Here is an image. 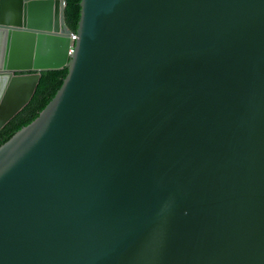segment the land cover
I'll return each mask as SVG.
<instances>
[{"label":"water","instance_id":"1","mask_svg":"<svg viewBox=\"0 0 264 264\" xmlns=\"http://www.w3.org/2000/svg\"><path fill=\"white\" fill-rule=\"evenodd\" d=\"M65 6L0 0V129L67 68L0 145V264H264V0H81L70 52Z\"/></svg>","mask_w":264,"mask_h":264},{"label":"trees","instance_id":"2","mask_svg":"<svg viewBox=\"0 0 264 264\" xmlns=\"http://www.w3.org/2000/svg\"><path fill=\"white\" fill-rule=\"evenodd\" d=\"M64 20L67 28L76 33L80 18V1L65 0ZM67 73V68L42 70L35 91L29 102L22 107L7 123L0 129V145L15 131L35 119L47 103L55 95Z\"/></svg>","mask_w":264,"mask_h":264},{"label":"bare ground","instance_id":"3","mask_svg":"<svg viewBox=\"0 0 264 264\" xmlns=\"http://www.w3.org/2000/svg\"><path fill=\"white\" fill-rule=\"evenodd\" d=\"M51 19V16L48 13L45 14H40L39 15V20L42 23H47L46 25L49 24ZM15 33V31L13 29H8L7 31H0V43H4V38L10 34L13 35ZM16 38H27L26 36H16ZM44 44H51L53 45V51L48 52V53H43L39 48H31L30 50V61L28 63V66H39V65H45L47 66L49 64V62L54 63L55 61H58L59 59H62L63 57V53H64V42H62L59 39L56 38H47L43 40ZM19 48V47H18ZM5 51L7 52V48H5ZM20 51V56H25L28 53V50L26 48V46L24 44L21 45V48L19 49ZM70 52V49H69ZM23 77H20L19 80L23 81V80H32L33 79V75L30 74L28 75L27 73H23ZM28 93L27 87L21 86L17 89L16 92V97L18 99H23L26 97V94ZM2 99L5 98V95L3 94L1 96ZM5 107H10L12 108L13 105L11 104V102L5 103V104H0V110L4 109ZM5 113L0 111V124L3 121Z\"/></svg>","mask_w":264,"mask_h":264},{"label":"clouds","instance_id":"4","mask_svg":"<svg viewBox=\"0 0 264 264\" xmlns=\"http://www.w3.org/2000/svg\"><path fill=\"white\" fill-rule=\"evenodd\" d=\"M72 35L75 36V33H74V34L72 33L71 36H72ZM75 37H76V36H75ZM72 47H73V42H71L70 51H72Z\"/></svg>","mask_w":264,"mask_h":264},{"label":"built area","instance_id":"5","mask_svg":"<svg viewBox=\"0 0 264 264\" xmlns=\"http://www.w3.org/2000/svg\"><path fill=\"white\" fill-rule=\"evenodd\" d=\"M70 40H71V42H73L75 40V36L72 35Z\"/></svg>","mask_w":264,"mask_h":264}]
</instances>
